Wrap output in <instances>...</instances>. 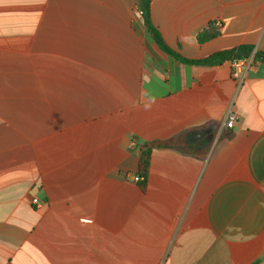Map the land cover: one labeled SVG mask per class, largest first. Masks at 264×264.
<instances>
[{
    "label": "crops",
    "instance_id": "1",
    "mask_svg": "<svg viewBox=\"0 0 264 264\" xmlns=\"http://www.w3.org/2000/svg\"><path fill=\"white\" fill-rule=\"evenodd\" d=\"M140 9L0 0V264H264V62L241 80L231 61L181 62ZM150 12L186 59L264 55V0ZM181 134L186 150L152 151L143 191L141 150Z\"/></svg>",
    "mask_w": 264,
    "mask_h": 264
},
{
    "label": "trees",
    "instance_id": "2",
    "mask_svg": "<svg viewBox=\"0 0 264 264\" xmlns=\"http://www.w3.org/2000/svg\"><path fill=\"white\" fill-rule=\"evenodd\" d=\"M150 3L151 0H140V8L143 11V19L144 24L148 33L151 35L157 46L166 54L174 57L175 59L184 62V63H192L199 65H217L226 61H234L240 60L244 58H249L253 54V48L251 46H241L239 48L228 50L224 52H219L213 54L212 56L202 59V60H189L180 55L178 52L171 49L164 41L161 34L154 27L151 20V12H150ZM211 27H214L216 30L214 32L205 31L202 33L198 40L199 42H203L205 40L211 39L219 34V29L215 27L214 24H211ZM261 54H255V60H258V56ZM261 62V61H260ZM154 149H179L186 150V146L184 144V136L178 135L168 140L161 141H153L147 143L145 147L141 150L138 167H137V175L143 178V181L139 182L140 188L145 191L147 189V179L149 175L151 154ZM260 260H258L254 264H259Z\"/></svg>",
    "mask_w": 264,
    "mask_h": 264
},
{
    "label": "built area",
    "instance_id": "3",
    "mask_svg": "<svg viewBox=\"0 0 264 264\" xmlns=\"http://www.w3.org/2000/svg\"><path fill=\"white\" fill-rule=\"evenodd\" d=\"M139 14L143 15V11L141 9L139 10ZM221 25H222L221 22H217L218 27H221ZM250 57L232 61L233 75L236 79L241 80L243 78L244 72H246L247 70L252 68L254 66L255 62H260V60L257 61V60H255V58H250ZM236 120H237V115L235 113H230L228 118H227V121L225 123V126L227 128H233ZM133 180L135 182L139 183V182L143 181V178L136 175L133 177Z\"/></svg>",
    "mask_w": 264,
    "mask_h": 264
},
{
    "label": "water",
    "instance_id": "4",
    "mask_svg": "<svg viewBox=\"0 0 264 264\" xmlns=\"http://www.w3.org/2000/svg\"><path fill=\"white\" fill-rule=\"evenodd\" d=\"M257 58H258V60L264 62V55H259Z\"/></svg>",
    "mask_w": 264,
    "mask_h": 264
}]
</instances>
